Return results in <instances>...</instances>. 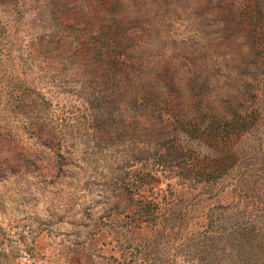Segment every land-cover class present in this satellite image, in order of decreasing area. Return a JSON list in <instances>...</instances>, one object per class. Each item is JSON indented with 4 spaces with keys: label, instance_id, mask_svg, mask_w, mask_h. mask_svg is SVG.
<instances>
[{
    "label": "rangeland",
    "instance_id": "obj_1",
    "mask_svg": "<svg viewBox=\"0 0 264 264\" xmlns=\"http://www.w3.org/2000/svg\"><path fill=\"white\" fill-rule=\"evenodd\" d=\"M0 264H264V0H0Z\"/></svg>",
    "mask_w": 264,
    "mask_h": 264
}]
</instances>
